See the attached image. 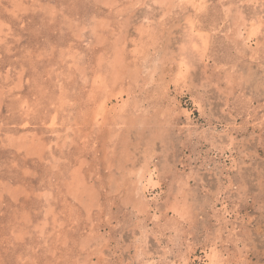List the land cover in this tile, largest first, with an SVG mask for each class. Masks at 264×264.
<instances>
[{"label": "rangeland", "instance_id": "374dc122", "mask_svg": "<svg viewBox=\"0 0 264 264\" xmlns=\"http://www.w3.org/2000/svg\"><path fill=\"white\" fill-rule=\"evenodd\" d=\"M0 264H264V0H0Z\"/></svg>", "mask_w": 264, "mask_h": 264}, {"label": "bare ground", "instance_id": "6f19581e", "mask_svg": "<svg viewBox=\"0 0 264 264\" xmlns=\"http://www.w3.org/2000/svg\"><path fill=\"white\" fill-rule=\"evenodd\" d=\"M86 26V25H85ZM144 178H145V175H141V178H140V181H142V179L144 180ZM149 182V181H148ZM145 184V183H144ZM147 184V183H146ZM149 184V183H148ZM143 185V183L141 184V187H144V186H142ZM146 187H144V189H145ZM76 189V188H75ZM138 203H139V201H138ZM140 204V203H139ZM139 204H137V205H139ZM143 205H145V204H142V206ZM144 208V207H143ZM141 209V208H140ZM142 210V209H141Z\"/></svg>", "mask_w": 264, "mask_h": 264}, {"label": "snow or ice", "instance_id": "6c2138e0", "mask_svg": "<svg viewBox=\"0 0 264 264\" xmlns=\"http://www.w3.org/2000/svg\"><path fill=\"white\" fill-rule=\"evenodd\" d=\"M134 7H141V5H133Z\"/></svg>", "mask_w": 264, "mask_h": 264}]
</instances>
